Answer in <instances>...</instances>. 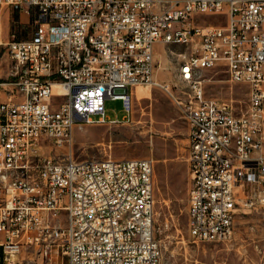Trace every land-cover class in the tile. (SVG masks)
<instances>
[{"label": "built area", "instance_id": "obj_1", "mask_svg": "<svg viewBox=\"0 0 264 264\" xmlns=\"http://www.w3.org/2000/svg\"><path fill=\"white\" fill-rule=\"evenodd\" d=\"M166 2L0 0V23L5 6L36 13L31 38L0 37V264H50L54 249L65 264H161L153 159L45 154V138L60 147L77 126L122 122L108 121V98L130 120L139 86L165 89L186 113L194 241L230 238L242 208L264 215V0ZM220 15L226 25L198 21ZM178 42L191 50L178 53L182 87L155 78L157 44ZM219 66L250 88L246 108L207 96L204 71Z\"/></svg>", "mask_w": 264, "mask_h": 264}, {"label": "rangeland", "instance_id": "obj_2", "mask_svg": "<svg viewBox=\"0 0 264 264\" xmlns=\"http://www.w3.org/2000/svg\"><path fill=\"white\" fill-rule=\"evenodd\" d=\"M173 0H167L170 5ZM201 24L226 25L227 16H200ZM176 52V53H175ZM189 54L183 44L158 43L155 51V78L182 87L178 67ZM208 97L234 99L240 109L247 107L250 88L232 83L223 66L204 71ZM142 87V86H140ZM138 87L133 96L131 118L119 99L105 101L108 121L120 123L77 126L69 142L57 147L44 139L45 154L59 161L73 159L149 158L155 163V235L162 248L161 264H264V215L253 205L235 217L233 235L224 241L196 242L189 231V123L165 89ZM124 118H126L124 120ZM30 255L34 249H27ZM36 264V263H31ZM50 264H62L54 257Z\"/></svg>", "mask_w": 264, "mask_h": 264}, {"label": "crops", "instance_id": "obj_3", "mask_svg": "<svg viewBox=\"0 0 264 264\" xmlns=\"http://www.w3.org/2000/svg\"><path fill=\"white\" fill-rule=\"evenodd\" d=\"M17 14L19 20L16 23V27L13 29V22H14V15ZM35 9L28 4H24L23 9L21 10H15L11 6H5L2 8L1 11V23H0V37L2 40L6 41L11 36V33L13 30H16V34L19 38L27 39L31 38L34 34L35 30ZM11 61L8 57H5L2 64V71L4 74H6L10 69ZM9 87H5L0 92V100L1 101H7L10 98L9 95ZM21 99V98H20ZM32 249V248H31ZM22 257L29 259V257H32L27 250H25L22 255ZM56 257L57 261H62V264H65V257L61 255L60 251L54 249L52 252V259ZM52 261V260H51Z\"/></svg>", "mask_w": 264, "mask_h": 264}, {"label": "bare ground", "instance_id": "obj_4", "mask_svg": "<svg viewBox=\"0 0 264 264\" xmlns=\"http://www.w3.org/2000/svg\"><path fill=\"white\" fill-rule=\"evenodd\" d=\"M169 44H183V45H186L187 47H189V43L188 42H178V43H167L166 45H169ZM182 58V56H181ZM182 68H183V61L181 60V62L179 63V67H178V76L179 78L182 80ZM140 87V86H139ZM145 88V87H144ZM140 89L142 90L143 87H140ZM137 91H138V88H137ZM137 94V93H136Z\"/></svg>", "mask_w": 264, "mask_h": 264}, {"label": "trees", "instance_id": "obj_5", "mask_svg": "<svg viewBox=\"0 0 264 264\" xmlns=\"http://www.w3.org/2000/svg\"><path fill=\"white\" fill-rule=\"evenodd\" d=\"M18 20H19L18 15L15 14L14 15V22H13V29H14V27H16V23H17Z\"/></svg>", "mask_w": 264, "mask_h": 264}]
</instances>
